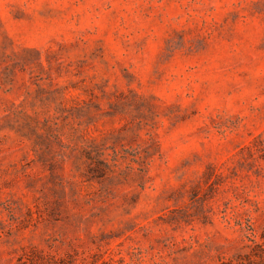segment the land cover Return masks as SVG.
I'll list each match as a JSON object with an SVG mask.
<instances>
[{
    "label": "rangeland",
    "instance_id": "obj_1",
    "mask_svg": "<svg viewBox=\"0 0 264 264\" xmlns=\"http://www.w3.org/2000/svg\"><path fill=\"white\" fill-rule=\"evenodd\" d=\"M0 264H264V0H0Z\"/></svg>",
    "mask_w": 264,
    "mask_h": 264
}]
</instances>
